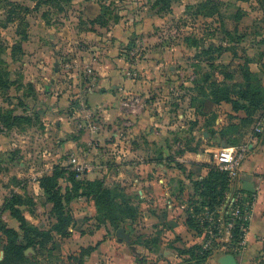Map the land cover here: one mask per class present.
I'll use <instances>...</instances> for the list:
<instances>
[{
    "label": "rangeland",
    "instance_id": "obj_1",
    "mask_svg": "<svg viewBox=\"0 0 264 264\" xmlns=\"http://www.w3.org/2000/svg\"><path fill=\"white\" fill-rule=\"evenodd\" d=\"M37 1L0 0V184L8 189L3 203L20 194L23 203L17 208L27 226L38 231L26 232L2 203L0 252L9 242L4 229H13L19 241L25 234L36 240L34 264H86L78 243L54 229L57 217L34 177L39 184L50 170L64 169L58 184L65 193L67 186L74 187L69 180L73 172L82 174L75 179L86 185L85 174L94 166L93 181L110 185L119 194L117 202L134 205L136 192L124 187V177H114L121 163L143 158L170 166L180 163L185 150L215 146V165L214 152L222 146L221 135L215 134L237 131L236 146L252 124L236 125L234 114L218 113L222 108L212 89H227L240 102L239 91L248 85L264 92V0ZM111 108L117 110L112 113ZM144 114L157 116L160 125L136 131V121ZM221 114L229 123L215 129L212 120ZM255 118L254 123L264 118V102ZM204 129L211 136H204ZM73 157L84 166L83 173ZM24 168L29 171L19 177L16 170ZM220 204L212 207L198 198L190 203L200 229L198 215ZM83 216L75 221L76 231L88 215ZM122 223L148 248L157 247V237L166 248L177 239L167 229L157 236L141 214L136 221L127 214ZM91 224L89 228L97 225ZM108 226L116 242L117 229ZM137 248L145 264H178L187 257L181 247L183 260ZM106 250L96 264H115L106 259ZM221 251L215 249L201 264H218L215 258ZM260 255L255 260L264 264ZM3 259L4 253L0 264Z\"/></svg>",
    "mask_w": 264,
    "mask_h": 264
},
{
    "label": "crops",
    "instance_id": "obj_2",
    "mask_svg": "<svg viewBox=\"0 0 264 264\" xmlns=\"http://www.w3.org/2000/svg\"><path fill=\"white\" fill-rule=\"evenodd\" d=\"M102 92L104 93V91ZM217 107L222 108V110L217 111L218 113L228 112L234 114L231 120L234 121L232 123L236 125L240 123L241 118L246 116L245 111L240 110L236 112L232 109V104L225 101L220 102ZM110 110L114 113L117 109L111 108ZM157 119V116L144 114L136 121L134 129L139 132L146 130L148 124L152 126L155 123V125L158 126L160 124ZM224 119L225 115H219L214 121L212 120V122L216 123V126L213 125L212 127L215 126V129H218V127L221 126V122H223L220 129L224 128L226 124L229 123L228 120L225 121ZM255 123L246 131H242L244 133H242L243 140L236 145L238 147L247 145L248 150L246 152V158L242 162L239 176L235 180L233 187L242 188V184L248 175L251 176V180L256 187V192L252 193V198L254 200L253 219L249 224L248 230L245 232L246 245L244 253L239 256L240 264H257L259 260L255 259L259 252L264 259V128L261 132H255L253 128ZM156 132L158 131L156 130ZM224 132L226 138L234 141L235 138L240 137L237 131L229 132L225 130ZM198 133V130L193 132L196 138L198 137ZM202 133L204 136H211L207 129L202 130ZM114 135H116V133H114ZM215 135H221V131L217 132ZM149 136L151 137L150 134L146 135L147 138H149ZM221 140V145H223L224 141L227 142L226 139ZM215 148L217 147L212 146L210 149L206 148L202 151L185 150L177 159L180 163H172L170 166L154 160H144L143 158L130 160L129 162L121 163L119 166H116V174L114 177L117 181H120V179L124 177L121 179L124 187L127 186L133 192H136L138 195V202L134 203V205L138 207L139 214L144 216L147 225H153L154 230L158 232L157 236H159V234L161 235L162 232L164 233L165 229H167L177 237L175 243L168 248L164 246L161 239L157 241L156 248H148V243L142 244L140 241L136 243L132 233L127 227H124L126 231L130 233L136 246L143 247L146 251L157 254L163 258L172 255L174 258L180 259L182 256L185 258L187 255L185 258L187 259L189 254H182L181 256L177 247L190 249L194 246L203 245L205 241L204 231L192 227L188 219L193 217L190 203L197 200V198L202 200V197L196 192L195 182L202 180L208 175L210 165H212V149ZM33 169L34 168H30V171ZM27 170V168L21 171L16 170V173H18L20 177L22 174H26L29 171ZM49 174H51V170ZM81 175H78V177H81ZM85 176L89 181L96 179L94 166H90ZM34 178H36L37 185L41 189L38 184V177ZM124 179H127L128 181L126 182L128 183L123 182ZM108 187H110V185H108ZM14 189L19 191L18 188ZM7 190V187H3V184H0V205L3 203ZM71 203L74 205L73 207H76V210L72 212L74 223L69 229L70 235L68 238L70 237V240L78 243V246L81 247L80 249L92 248V250L84 256V262L86 264H96V261L100 258V253L102 251L105 252L106 249L111 250H106L108 253V255L105 256L106 259L108 261L113 260L115 264H140L138 259H142V264H145L144 255L140 254L136 256L125 241L117 239L116 242H113V237L108 235L105 228L106 226L109 227L108 225L111 224L109 222L102 224L97 220V209L93 200L85 196H80L75 198ZM47 204L50 205V203ZM82 215H84L83 217H85V215L88 216L83 218V222L85 223L81 226L80 231H76V228H74L75 221ZM94 222L97 223V225L89 228L90 225H92L91 223ZM108 229L110 230V227ZM71 236L75 239H71ZM175 248H177L178 252H176ZM219 248L223 250L221 251L222 253L230 252L224 249V246L214 247L213 250L215 251V249ZM218 255H216V258Z\"/></svg>",
    "mask_w": 264,
    "mask_h": 264
},
{
    "label": "trees",
    "instance_id": "obj_3",
    "mask_svg": "<svg viewBox=\"0 0 264 264\" xmlns=\"http://www.w3.org/2000/svg\"><path fill=\"white\" fill-rule=\"evenodd\" d=\"M46 1V2H44ZM38 0L37 5L42 3H47L52 0ZM71 1V0H66ZM167 1V0H164ZM208 2L202 4V7H206ZM214 11V10H213ZM213 12H206L205 15L211 16ZM213 47L210 45L206 51ZM246 70V73H249ZM212 94L214 99L217 102H228L232 104V109L236 112L243 110L245 111L246 116L241 118L243 126H249L254 123V118L256 112L262 107L264 102V92L261 90L254 92L251 87L248 85L246 88L239 91L240 99L234 100L227 89L215 88L212 89ZM225 130L221 131L222 139H226L229 145L234 144V140L226 138ZM233 132V130H228ZM236 132V131H235ZM66 171L63 169L59 170L57 167L53 170L51 174L45 175L39 179L40 187L44 190L47 195V202L52 204V211L57 217V224L54 226V229L60 233L61 236L70 235V227L74 223V217L72 210L70 208L71 202L80 196H85L94 201L95 207L97 209V220L102 223H110L113 225L114 229L119 227H125V224L122 223V219H125V215H129L130 219L136 221L139 217L138 207L132 203L117 202L116 199L119 194L115 190L105 185L101 181H89L86 185H83L79 180L75 179V176L78 175L77 172H73L69 180L74 184V187H66V192H62V188L58 184L59 178L64 176ZM85 187V188H83ZM196 192L202 197L203 203L205 202L209 206H215L220 204L226 192L230 189L229 180L227 173L220 170L214 164L210 165L208 175L202 180L195 182ZM80 191V192H79ZM76 192V194H74ZM252 197V193H248ZM22 197L20 194L13 193L11 197L5 199L3 203V210H9L12 215H14L20 221L23 228L26 227L27 231H37L36 227H28L25 217L21 214L17 208L18 204H22ZM123 217V218H122ZM193 218V217H191ZM188 219L189 224L192 227H196L200 230L195 219ZM33 229V230H32ZM9 238V242L4 247V259L3 264H34L35 260L33 257H28L25 254L26 249L29 247H34L37 243L35 239L30 237V234H25L23 241L18 240V235L13 229H4ZM38 232V231H37ZM40 233V232H39ZM44 234V233H40ZM244 238V233L236 230L234 232V243L241 241ZM154 244H157L158 239L154 238ZM36 242V243H35ZM139 241L136 240V243ZM135 243V242H134ZM92 250L82 249V259L85 254L89 253ZM183 254H189V257L185 259L184 262L180 264H201L206 262V259L210 254L215 253L213 248L208 250H203L201 245L194 246L190 249L180 250ZM232 252V251H231ZM139 263L142 264V259H138ZM80 264H83V261H80Z\"/></svg>",
    "mask_w": 264,
    "mask_h": 264
},
{
    "label": "built area",
    "instance_id": "obj_4",
    "mask_svg": "<svg viewBox=\"0 0 264 264\" xmlns=\"http://www.w3.org/2000/svg\"><path fill=\"white\" fill-rule=\"evenodd\" d=\"M264 128V118L255 123L254 131L261 132ZM247 145L221 146L214 152L215 165L228 175L230 189L227 191L222 203L214 210L203 211L199 217L200 225L205 233L203 250L224 246V249L241 256L245 249V232L253 219L254 200L242 188L233 187L239 176L241 165L246 158ZM78 171L83 172L84 166L78 162L77 157L71 158ZM193 212V209L191 208ZM194 215V213H193ZM201 218V219H200ZM244 233V238L234 243V232Z\"/></svg>",
    "mask_w": 264,
    "mask_h": 264
},
{
    "label": "water",
    "instance_id": "obj_5",
    "mask_svg": "<svg viewBox=\"0 0 264 264\" xmlns=\"http://www.w3.org/2000/svg\"><path fill=\"white\" fill-rule=\"evenodd\" d=\"M227 145H228L227 142L224 141L222 146H227ZM242 189L246 192H249V193L256 192L255 184H254V182H252L250 175H248L245 178V180L242 184ZM116 236L118 237L119 240L125 241L129 245L130 249L135 254H137V255L141 254L140 250H138L137 246L135 245L134 241L132 240L130 233L127 232L124 227H119L116 230ZM32 251H33L32 247H29L28 249H26L25 254L27 256L32 257V255H31ZM3 253H4L3 251L0 252V259H2ZM216 262L218 264H240L239 256H237L231 252H225V253L219 254L216 258Z\"/></svg>",
    "mask_w": 264,
    "mask_h": 264
}]
</instances>
